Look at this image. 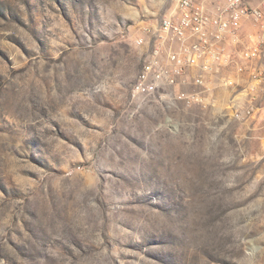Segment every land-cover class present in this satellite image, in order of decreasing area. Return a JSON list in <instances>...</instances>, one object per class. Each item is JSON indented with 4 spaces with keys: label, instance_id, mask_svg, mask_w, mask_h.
<instances>
[{
    "label": "rangeland",
    "instance_id": "rangeland-1",
    "mask_svg": "<svg viewBox=\"0 0 264 264\" xmlns=\"http://www.w3.org/2000/svg\"><path fill=\"white\" fill-rule=\"evenodd\" d=\"M176 1L0 0V264H264V128L133 95Z\"/></svg>",
    "mask_w": 264,
    "mask_h": 264
},
{
    "label": "built area",
    "instance_id": "built-area-1",
    "mask_svg": "<svg viewBox=\"0 0 264 264\" xmlns=\"http://www.w3.org/2000/svg\"><path fill=\"white\" fill-rule=\"evenodd\" d=\"M146 31L140 104L185 110L205 130L264 128V0H177Z\"/></svg>",
    "mask_w": 264,
    "mask_h": 264
}]
</instances>
